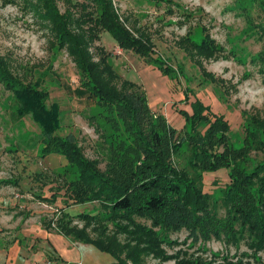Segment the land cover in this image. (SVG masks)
Wrapping results in <instances>:
<instances>
[{
    "label": "rangeland",
    "instance_id": "1",
    "mask_svg": "<svg viewBox=\"0 0 264 264\" xmlns=\"http://www.w3.org/2000/svg\"><path fill=\"white\" fill-rule=\"evenodd\" d=\"M36 1L0 0V55L9 60L22 83L38 85L48 92L46 103L58 112L60 132L73 134L86 158L105 168L108 143L89 121L99 107L75 93L81 72L67 49L57 43L51 23L37 10ZM114 3L132 29L152 36V56L166 60L165 67L170 70L164 71L146 56L121 47L110 30H103L92 45L95 57H99V46L103 45L117 72L144 83L151 104L178 128L190 126L180 110L193 112L197 99L225 114L231 125L229 144H253L239 164L252 168L259 163L264 158V133L256 127V138L246 141L245 124L254 114L264 117V67L257 59L264 53V0ZM59 5L64 10L62 0ZM206 34L215 38L219 47L209 56L190 42H201ZM182 40L186 41L183 45ZM117 84H121L120 79ZM18 106L16 90L0 79V180H7L0 187V228L5 229L7 242L16 238L14 233L26 222L34 226L44 218L57 220L64 210L79 225L85 222L82 215L89 214L92 235L117 236L121 243L140 251L142 264H264V246L259 247L253 234L239 224L235 237L197 241L186 229L165 230L153 226L146 216L112 218L97 200L74 201L70 183L77 179L76 166L68 165L57 151L41 153L44 142L40 126L31 115L19 114ZM205 126L199 127L204 130ZM191 156L189 145L184 144L177 160L195 175ZM229 181L226 167L204 171L201 187L209 193L210 206L220 216L228 208L224 190ZM53 192H57L56 201L42 199L41 194L52 196ZM151 227L155 234L148 232Z\"/></svg>",
    "mask_w": 264,
    "mask_h": 264
},
{
    "label": "trees",
    "instance_id": "2",
    "mask_svg": "<svg viewBox=\"0 0 264 264\" xmlns=\"http://www.w3.org/2000/svg\"><path fill=\"white\" fill-rule=\"evenodd\" d=\"M59 1L37 0L35 7L51 23L57 43L67 49L81 72L75 93L93 100L99 107L98 113L90 114L89 121L108 143L105 168L86 158L73 134L60 132L58 112L46 103L48 92L38 85L22 83L3 55H0V79L16 90L19 114H29L39 124L44 142L41 153L57 151L68 165L76 166L77 179L70 183L74 201L97 200L112 218L146 216L153 226L165 230L186 229L197 241L235 237L239 224L263 247L264 158L252 168L239 164L253 144L230 145L229 119L211 110L201 99L193 102V112L180 110L190 126L176 127L162 110L152 106L144 83L117 72L103 45L99 46V57H95L92 45L101 38L103 30H110L121 47L146 56L164 71L170 70L169 66L165 67L166 60L152 56V36L132 29L120 15L114 0H62L64 10ZM182 41L180 44H185L186 41ZM190 42L207 56L219 49L215 38L209 34L201 42ZM257 59L264 67V53H259ZM119 79L121 86L117 84ZM249 119L245 124L246 141L256 138V127H261L264 133V117L254 114ZM202 124L206 125L204 130L199 127ZM184 144L192 151L190 163L195 175L177 160ZM221 167H226L230 176L224 190L228 204L224 216L211 208L210 195L201 187L204 171ZM4 182L7 180H0V187ZM41 196L44 200L56 201L57 192ZM82 217L83 225L74 224L71 215L62 210L61 217L49 220V224L64 234L110 252L116 264H129L128 260L142 264L138 249L121 243L117 236L92 235L88 229L90 215ZM147 230L155 234L153 227Z\"/></svg>",
    "mask_w": 264,
    "mask_h": 264
},
{
    "label": "crops",
    "instance_id": "3",
    "mask_svg": "<svg viewBox=\"0 0 264 264\" xmlns=\"http://www.w3.org/2000/svg\"><path fill=\"white\" fill-rule=\"evenodd\" d=\"M5 234L0 228V264H116L110 252L64 234L45 218L34 226L26 222L13 241L7 242Z\"/></svg>",
    "mask_w": 264,
    "mask_h": 264
}]
</instances>
